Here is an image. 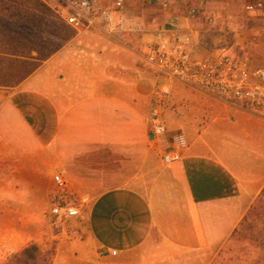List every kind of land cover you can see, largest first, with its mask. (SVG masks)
<instances>
[{"label":"crops","instance_id":"1","mask_svg":"<svg viewBox=\"0 0 264 264\" xmlns=\"http://www.w3.org/2000/svg\"><path fill=\"white\" fill-rule=\"evenodd\" d=\"M128 1L113 26L77 31L0 87V211H45L59 174L80 215L55 237L53 264H213L264 193V117L174 81L165 120L189 147L166 165L149 117L164 81L144 58L183 14L199 57L247 46L259 62L264 10L245 7L264 0H209L205 32L180 11L187 0Z\"/></svg>","mask_w":264,"mask_h":264},{"label":"built area","instance_id":"2","mask_svg":"<svg viewBox=\"0 0 264 264\" xmlns=\"http://www.w3.org/2000/svg\"><path fill=\"white\" fill-rule=\"evenodd\" d=\"M53 10L75 31L96 27L98 21L113 26L115 16L122 12L128 0H39ZM157 0H144L154 4ZM202 6H195L189 17L197 19ZM248 13L264 10L263 2L246 5ZM182 19L174 14L160 39L149 45L145 64L164 81L157 85L150 109V124L153 140L166 145L162 160L166 165L179 162L188 149V139L182 132L169 137L165 111L171 102L170 84L179 81L186 87L205 93L225 105L234 106L257 116L264 117V61L259 63L250 47H239L236 51H221L198 56L190 37L182 35ZM207 22L215 24V17L207 15ZM55 187L62 206H55L53 214L75 218L80 215L67 181L61 175L54 176Z\"/></svg>","mask_w":264,"mask_h":264},{"label":"rangeland","instance_id":"3","mask_svg":"<svg viewBox=\"0 0 264 264\" xmlns=\"http://www.w3.org/2000/svg\"><path fill=\"white\" fill-rule=\"evenodd\" d=\"M140 1L144 3L142 0H129L128 3L137 4ZM142 4L143 9L149 6L146 3L144 5L147 6ZM198 5L203 7L198 17L203 21L202 30L209 31V23L206 20L209 15V0L184 1L180 11L189 17L190 11ZM191 20L195 19L191 18ZM28 32L33 39L31 54L22 50L26 46L25 43H13V38L14 41H18L15 34ZM76 34L77 31L68 26L54 11L52 14L36 0H0V52L11 54L12 51L19 49L16 54L25 55L27 59L26 64H20V69L22 68L24 73L41 64L42 59L50 52L65 47ZM207 39L209 36L203 42H207ZM261 52L264 55V48ZM0 57L3 66L8 65L9 69L19 67L17 63L7 61L9 58L2 54ZM263 61V58L259 59V63ZM0 73L1 82H11L23 76V74L5 76L2 70ZM1 94L3 93L0 92V99ZM69 199L75 201L72 195ZM57 205L62 206V203L59 201L55 187L54 200L49 203L45 211L12 209L0 211V264H9L14 254L30 244L40 245L47 253L56 251L55 237L66 234L70 221L64 215L53 214V209ZM213 264H264V196L257 202L239 232L233 236Z\"/></svg>","mask_w":264,"mask_h":264},{"label":"trees","instance_id":"4","mask_svg":"<svg viewBox=\"0 0 264 264\" xmlns=\"http://www.w3.org/2000/svg\"><path fill=\"white\" fill-rule=\"evenodd\" d=\"M36 1L41 6L46 7L53 14V11L49 7H47L44 4H42L39 0H36ZM15 36L18 37V41H14V38H13V43L14 44L16 42L17 43H25L26 46L22 50L29 51L30 54H31V52L33 51L31 49V47H32L31 43L33 42V39L31 37V35L29 34V32L26 33V34L18 33V34H15ZM59 50L60 49H58L56 51H53V52H50L46 57H44V59H42L41 64H39L36 68H33L32 70H30V71H28L26 73H24V71H22V68L20 69V64H26V62H27L26 60L27 59H26V57H24L25 55H21L19 53H18L19 55L16 54V52H19V49H17L16 51H12L11 54H6V52H2V53L0 52L4 57L9 58L7 61L13 62L14 64L17 63L19 65V67H16V68L13 67V69L12 68L9 69L8 65L7 66H3V64L0 63V70H2V73H4L5 76H8L9 74L10 75L23 74L22 78L17 77L18 80H17V78L14 77L15 80H13L11 82H1L0 81V86L13 87L15 84H18L19 82H22L28 76H30L33 72H35V70L37 68H39L45 61H47L49 58H51ZM0 60H1V57H0ZM263 196H264V193L261 196V198ZM261 198L259 199V201L261 200ZM255 207H256V205L252 208V210ZM246 220H247V217L245 218L243 223ZM243 223L241 224V226L243 225ZM241 226H240V228H241ZM239 229L236 231L234 236L239 232ZM55 255H56V251L55 250L53 252H51V253H47L40 245H38V244H30V245L26 246L25 248H23L20 252L14 254L12 256V259H11L9 264H53V260H54Z\"/></svg>","mask_w":264,"mask_h":264}]
</instances>
